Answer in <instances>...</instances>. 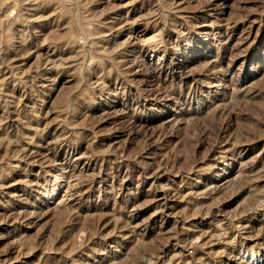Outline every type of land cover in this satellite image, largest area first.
<instances>
[{
	"label": "rangeland",
	"instance_id": "obj_1",
	"mask_svg": "<svg viewBox=\"0 0 264 264\" xmlns=\"http://www.w3.org/2000/svg\"><path fill=\"white\" fill-rule=\"evenodd\" d=\"M0 264H264V0H0Z\"/></svg>",
	"mask_w": 264,
	"mask_h": 264
},
{
	"label": "bare ground",
	"instance_id": "obj_2",
	"mask_svg": "<svg viewBox=\"0 0 264 264\" xmlns=\"http://www.w3.org/2000/svg\"><path fill=\"white\" fill-rule=\"evenodd\" d=\"M27 1V0H26ZM23 2H25V1H23ZM37 5V4H36ZM33 11V10H32ZM32 13V12H31Z\"/></svg>",
	"mask_w": 264,
	"mask_h": 264
}]
</instances>
